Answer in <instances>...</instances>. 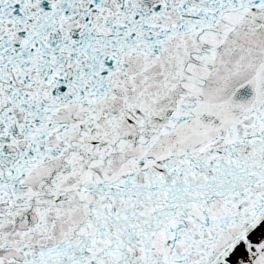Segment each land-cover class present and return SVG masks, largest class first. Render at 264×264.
<instances>
[{"label":"snow or ice","instance_id":"1","mask_svg":"<svg viewBox=\"0 0 264 264\" xmlns=\"http://www.w3.org/2000/svg\"><path fill=\"white\" fill-rule=\"evenodd\" d=\"M0 264H264V0H0Z\"/></svg>","mask_w":264,"mask_h":264}]
</instances>
